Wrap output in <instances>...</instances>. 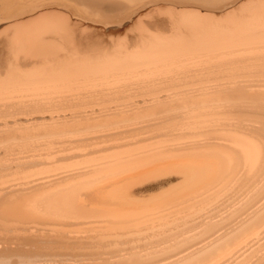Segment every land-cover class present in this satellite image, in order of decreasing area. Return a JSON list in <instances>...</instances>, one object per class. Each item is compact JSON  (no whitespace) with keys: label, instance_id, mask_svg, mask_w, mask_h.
<instances>
[{"label":"bare ground","instance_id":"6f19581e","mask_svg":"<svg viewBox=\"0 0 264 264\" xmlns=\"http://www.w3.org/2000/svg\"><path fill=\"white\" fill-rule=\"evenodd\" d=\"M92 1L21 0L13 3V7L9 9L0 10V16H3L0 21L17 18L16 22L0 32L1 35H7L8 48L7 57L1 58L4 65H7V73L6 78L0 80V119L5 118L4 121L8 123L10 116H16L17 123L31 121L28 125L20 126L28 129L25 131L16 127L7 130L1 128L0 131L5 133L0 134V145L5 144L7 149L16 148L15 145L23 146L27 151H33V148L38 149L37 145L46 143V150V145L50 147L51 144L43 142V138L52 139L60 137L58 135L63 132L77 131H92L95 135H92L95 139L91 140L90 133L73 134L87 136L85 139L82 137L80 145L85 149H80L81 152L73 149L74 151L61 153L51 160V156L49 159L47 156L42 158L40 153H35L34 158L31 156L27 160L21 159L16 167H8L9 170L0 172V180L11 174H25L29 169L38 167H43L40 170L45 169V174L50 173L44 177H37V173V178L33 179L32 176L26 177L27 175L21 178H29L25 184L33 182L36 188L33 187L31 191H24V183L22 186L17 185L15 189L18 190L11 193L9 192L13 188H2L4 183L0 185L3 194L8 191L7 194H11L0 202V210H3L4 205H10L4 212L9 217H17L22 222L31 224V230L34 229L26 235H18V240H9L6 246H2L4 242L0 241V264H206L210 260H213L211 264H264V200L252 213L238 217L239 221L233 226V231L231 228L224 229L220 222L239 211L245 204L242 199L232 203L221 215L191 224L185 223L186 221L177 222V231L167 229V232L159 234L158 231L162 228L158 227L140 234L145 223L158 221L163 217V213L159 215L160 211H167V204L171 201L208 188L213 182L237 170L236 164L243 166L240 169L244 175L240 181H246L245 186L260 171L264 179V113H238L239 117H252L256 125H246V130L242 131L245 135H211V140H208L211 142L207 144L201 142L204 139H198V134L195 141L185 140L190 131L177 133L186 124L185 118L188 119L193 112L201 113L202 110L212 108L210 102L216 99L214 96L204 98L207 96H203L204 89L190 92V87L204 88L216 77L219 79V76L230 78L236 74H254L258 78L264 77V0H242L235 8L219 16L206 12L208 8L203 6L201 8L204 11L197 8L198 3H181L190 6L183 8L157 6L151 8L152 11L149 10L146 16L151 18L155 12H165L167 22L157 20L144 24L141 16L137 17L133 24L138 35L134 37V41H123L114 49H101L102 52L97 56L92 53L79 57L80 49H77L79 44L75 36L78 31L77 23L73 22L76 15L71 7L90 14L94 11ZM130 1L132 6L127 9V13L133 15L139 9L135 0ZM154 3L158 2L152 4ZM152 28L158 29L157 32L170 33L151 34ZM234 79L238 80L237 77ZM251 81L253 84V80ZM216 85L211 89L219 87ZM246 86L244 89L249 88ZM254 86L258 88L259 84ZM262 89L256 92H231L230 89V93L227 91L219 98L232 100L245 108L260 109L264 108ZM219 93L222 92L219 91L218 95ZM64 110H71V113L67 114V111L66 114H60ZM74 116L78 118L75 119ZM36 117L47 121H43L44 124L39 122L42 126L48 123L52 125V129L47 130L43 126L44 130L42 128L38 131ZM72 118L78 120L77 124H70ZM148 133L151 134L141 137ZM74 136L70 138L74 139ZM148 140L159 141L139 146ZM53 141L51 143L54 144ZM71 141L70 139L69 142ZM97 143L101 146L95 147L94 144ZM62 144H65L64 140ZM90 145L93 146L92 149ZM206 147L215 150L210 148L211 151H200ZM193 151L197 152L192 153ZM89 153L103 156H95L92 160L90 157L93 156L90 155L88 159ZM80 158L84 160H78ZM57 160H73L74 163L70 164L74 165L52 171ZM72 176H81V180L84 178L82 176H86L88 180L83 179L80 183L72 180L71 184L56 186L59 179ZM260 189L259 185L254 194H258ZM158 190L163 191L150 199L137 198ZM233 190L235 192L236 189ZM197 198L199 197L196 200ZM127 208L151 212L146 214L145 211L146 215L131 213L132 211L125 213L124 209ZM100 222L108 225L102 228L107 229L103 233H110L112 237L121 231L123 234V229H136L138 232L130 235L131 232L128 231L129 236L123 234L122 237H111L112 243L107 242L108 239L106 242L90 239L85 241V235L90 233L88 231L98 228ZM43 224L64 229H55L54 232H58L56 234L51 229L42 233L43 229L38 226ZM72 228L75 230L68 231ZM191 229L203 232L204 240L201 242L206 243L208 240L200 249L198 244L201 242L196 243L199 249L195 248L197 251L191 250L196 245L191 243L200 238V233L189 235ZM75 232L88 233L84 235ZM151 233L159 236L147 237ZM162 243L166 245L160 248Z\"/></svg>","mask_w":264,"mask_h":264},{"label":"rangeland","instance_id":"374dc122","mask_svg":"<svg viewBox=\"0 0 264 264\" xmlns=\"http://www.w3.org/2000/svg\"><path fill=\"white\" fill-rule=\"evenodd\" d=\"M21 0H6V2L5 1H3V0H0V10L1 9H9L10 7H13V3H16V2H20ZM242 0H217V1H209V0H135L134 2L136 3L135 5L136 6H138V11H136V13H134L133 15H129L128 13H127V9L129 8V7H131L132 5L130 4V3H132V1H130V0H93L92 1V6L94 7V11L92 12V13H90V14H86V13H84L83 11H81V10H78V9H76L75 7H71V6H68V7H71V9H72V11L75 13V17L73 18V22L75 23H77V32H75V36H76V42L79 44V45H77V49H80V53H79V57H86V56H89V54H92V53H94L95 54V56H97V54H99L100 52H102V51H104L105 49H114V48H117V47H119L120 46V44H121V42H123V41H127V42H132V41H134L135 39H134V37H136L137 35H138V30L135 28V23H136V19H137V17L139 18L140 16H141V18L143 19V22H144V24H148V23H151L152 21H157V20H160V21H162V20H165V22H167V20H168V17H167V14H165V12H155V14L154 15H152L153 17H147L146 16V14H147V12H149V10H151V8H154V7H157V6H170V7H174V8H183V7H190L189 5H181V3H185V2H187V3H193V4H195V3H198L199 5H196L197 6V8H200L201 10H203L201 7L203 6V7H205V8H208V10H206V12H210V13H213V14H215L216 16H219V15H222V14H224L226 11H228V10H230V9H233V8H235L240 2H241ZM153 2H158V3H154V4H152ZM2 3V4H1ZM5 3V4H4ZM7 4V5H6ZM196 6H192V8H196ZM82 8V7H81ZM80 8V9H81ZM83 9V8H82ZM152 11V10H151ZM204 11V10H203ZM143 13V14H142ZM158 14V15H157ZM144 15V16H143ZM160 15V16H159ZM3 16H0V18H2ZM76 18V19H75ZM17 21V18L16 19H12V20H10V21H0V32H2V31H4V29H5V27H8L9 25H11L12 23H14V22H16ZM134 23V24H133ZM130 27H132L131 29H130ZM82 30H80V29ZM135 29V31H133L134 29ZM129 30H131V31H129ZM158 31V29H155V28H152L151 29V34H157V33H164V34H169L170 32H157ZM127 33V34H126ZM134 33V34H133ZM133 34V35H132ZM7 35L5 34V35H1L0 34V80H4L5 78H6V73H7V65H4V61L3 60H1V58H6L7 57V54H8V48H7V44H6V40H7ZM122 40V41H121ZM118 43V44H117ZM82 47H83V49H82ZM101 49H102V51H101ZM83 50V51H82ZM85 50V51H84ZM88 50V51H87ZM94 51V52H92V51ZM97 50V51H96ZM96 51V52H95ZM90 52V53H89ZM86 53V54H85ZM2 54H3V56H2ZM94 54H93V56H94ZM76 56V55H75ZM240 74H236V75H232L230 78L229 77H227V76H225V77H223V76H219V79L217 78V81H219L218 83H215V82H217V81H214V80H216V78L213 80V81H211L210 83H207V84H209V85H206L204 88H197L196 89V87L194 88L193 86L192 87H190V89L192 90H190V89H188L190 92H195L196 90H199V89H204L205 91H204V93H203V96H205L206 94H207V96L206 97H204V98H216V99H212L211 100V105H212V108H207V109H205V111L204 110H202V112L200 113V111H196V112H198V113H196V112H193L192 113V115H190L189 117H188V119L187 118H185V123L186 124H183L181 127H180V129H179V131L177 132V133H179V132H181V133H179V134H183V133H185V131L187 130V131H190V134L188 135V136H186V139L185 138H183V137H181V139H185V140H187V139H190L191 141L192 140H194V139H197V137H198V135H199V137H198V139H204V141L202 140L201 142H205L206 144L207 143H210L211 141H209L208 142V140H211V139H209L210 138V136L212 135V136H214L215 134V136H219V137H221V136H229V135H239L240 133L242 134V135H245L242 131H243V129H244V131L246 130V128L249 126L248 124H250V125H256L255 123V121L253 120V118L252 117H248V116H246V118H247V120H246V118L245 117H239L237 114L238 113H240V112H248V113H250L249 115H252L253 113H258V112H261V113H264V108H260V109H253V108H251V109H249V108H245V107H243V105L242 106H238L237 105V103H235V102H233L232 100H227V99H221V98H219L220 97V95L221 96H223L224 94H226V93H230V89H232V91L231 92H235V91H238V90H247L248 92H256V91H258V90H261L262 88L264 89V77H260V78H258L259 76H256V75H252V74H247V75H245V74H242V75H240ZM244 75V76H243ZM5 76V77H4ZM241 77V78H239V77ZM227 77V78H226ZM232 77H234V78H238V80L237 79H234V78H232ZM223 78V79H222ZM225 78V79H224ZM233 79V81H234V83H232L233 81H232V79ZM246 78V79H245ZM202 79H204V78H202ZM222 81H221V80ZM226 79H227V81H226ZM240 79V80H239ZM247 79H248V81H247ZM225 80V81H224ZM251 80H253V84H251L252 83V81ZM231 81V82H230ZM80 82H82V81H80ZM225 82V83H224ZM227 82H229V84L227 83ZM238 82V83H237ZM215 83V84H214ZM221 83V84H220ZM226 83H227V85H226ZM232 83V84H231ZM247 83H249V84H247ZM255 83V84H254ZM217 84V85H216ZM218 84H220V85H218ZM224 86H223V85ZM232 85V88L230 87L231 85ZM234 84V85H233ZM236 84H238V85H240V86H238V85H236ZM241 84H242V86L244 85V86H246V85H248V87L249 88H247V89H244V88H246V87H241ZM258 85L259 84V86H258V88H260V89H258L257 88V86L255 87L254 85ZM263 84V85H262ZM213 85H216V87L217 86H219V87H223V88H219V87H217L215 90L214 89H211L212 87H213ZM252 85V86H251ZM207 86H209V87H207ZM227 88H226V87ZM229 86V87H228ZM253 87V88H251V87ZM215 87V86H214ZM213 87V88H214ZM262 87V88H261ZM19 88H22V87H19ZM207 88H209V89H207ZM224 88H226V89H224ZM239 88V89H238ZM255 88H257V89H255ZM195 89V90H194ZM207 89V90H206ZM210 89L212 90V93H211V91H210ZM217 89H219V91L220 92H222V93H219V95H218V90ZM222 89V90H221ZM224 89V90H223ZM255 89V90H254ZM262 89V90H263ZM194 90V91H193ZM217 90V91H216ZM234 90V91H233ZM207 91V92H206ZM210 91V92H209ZM228 91V92H227ZM206 92V93H205ZM216 92V93H215ZM225 92V93H224ZM211 93V94H210ZM215 93V95H212V94H214ZM212 96H214V97H212ZM201 97H202V95H201ZM203 98V97H202ZM215 100V101H214ZM226 101V102H225ZM227 101H229V102H227ZM208 102V103H209ZM213 102H214V104H213ZM209 103V104H210ZM233 103V104H232ZM217 104V105H216ZM225 104V105H224ZM236 104V105H235ZM228 105V106H227ZM248 105H250V104H248ZM253 105H257V104H253ZM220 106V107H219ZM259 106V105H258ZM262 106H264V105H262ZM242 107V108H241ZM221 108V109H220ZM228 108V109H227ZM262 109V110H261ZM220 110V111H219ZM229 110H230V113H229ZM251 110V111H250ZM65 112H62V113H60V114H66L67 113V111H68V113L67 114H69V113H71V110H64ZM204 111V112H203ZM206 111H208V112H206ZM211 111V112H210ZM220 112V113H219ZM225 112H226V114H225ZM205 113V114H204ZM198 114V115H197ZM209 115H211V116H209ZM218 115V116H217ZM223 115V116H222ZM195 116H197V117H195ZM200 118H199V117ZM11 118H12V120H11V118H9V122L8 123H6V121H4V119L5 118H2V119H0V130H1V128H2V130H7V128L9 129V128H13V127H16L17 129H19V128H21L20 126H22V125H28V124H30L31 123V121L29 122V121H26V120H23V122L22 123H17L18 121H17V117L16 116H10ZM97 117V116H96ZM100 117H104V118H108V117H105V116H100ZM194 117V118H193ZM68 118H70V117H68ZM67 118V119H68ZM73 118H75V119H77L78 118V116H74ZM71 119V121H70V124L73 122V124H77V121H75L74 119ZM98 119H100V120H102L101 118H99V117H97ZM96 118V119H97ZM192 118V119H191ZM205 118H207V119H205ZM243 118V119H242ZM252 118V119H251ZM7 119V118H6ZM16 119V120H15ZM26 119V118H25ZM30 119V118H29ZM35 119H38V120H36V122H38V126H39V128H37V130L39 131L40 129H42L43 128V126H45V129H47V130H50V129H52V125H50V124H46V125H41L42 123L44 124V120H42V118L41 117H36ZM97 119V121H99ZM193 119H194V121H193ZM196 119V120H195ZM199 119V120H198ZM204 119V120H203ZM243 121H242V120ZM208 120V121H207ZM210 120H214V121H210ZM242 121V122H239V121ZM44 121V122H43ZM75 121V122H74ZM96 121V120H95ZM220 121H222V122H220ZM224 121V122H223ZM2 122L4 123V124H2ZM25 122V123H24ZM41 124H40V123ZM47 122V121H46ZM45 122V123H46ZM187 122H188V124H187ZM196 122V123H195ZM198 122V123H197ZM217 122V123H216ZM49 123H51V122H49ZM53 123V122H52ZM194 125H193V124ZM210 123V124H209ZM215 123V124H214ZM242 123V125H240ZM247 123V124H246ZM253 123V124H252ZM40 124V125H39ZM206 124H209V125H206ZM245 124V125H244ZM15 125H17V126H15ZM193 125V126H192ZM206 127H204V126ZM246 125H247V127H246ZM8 126V127H7ZM19 126V127H18ZM40 126H41V128H40ZM49 126V127H48ZM51 126V127H50ZM186 126L188 127V128H186ZM190 126V127H189ZM201 126H203L202 128H201ZM4 127V128H3ZM211 127V128H210ZM24 128H26L25 126L23 127V128H21V130H28L27 128L26 129H24ZM49 128V129H48ZM191 128V129H190ZM226 128V129H225ZM190 129V130H189ZM43 130H44V128H43ZM165 130H167V129H165ZM196 130V131H195ZM197 130H198V132H197ZM209 132H208V131ZM233 130V131H232ZM195 131V132H194ZM200 131H201V133L202 134H200ZM78 132V131H77ZM77 132H63L62 133V135H58V136H60V137H53L52 139L53 140H55V141H53L51 138L50 139H44L43 138V142H47V144H51L52 145V147H51V145H50V147L52 148H50L48 145H46V150L44 149V147H45V144H40V145H37V146H39L38 147V149H37V147H36V149L38 150H35L34 148H33V151H27V149H24L23 148V146H21V147H18V146H16L15 145V147L16 148H12V149H7L6 147H5V144H1V145H3V146H1L0 145V172L2 171V172H4L8 167H10V168H13V166L14 167H16V164H17V162H21L22 160H27L28 158L27 157H33L34 155H36V154H39V155H41L42 156V158H44V157H48V159L50 158V156H51V158L49 159V160H51V159H53L54 158V156H56V157H58L57 155H59V154H63V153H69L68 151H70V152H72V150L74 149L75 150V152H76V150L77 149H79V151H77V152H81L80 151V149H85L84 147H82L81 145H80V143H82V140H83V138L82 137H84V136H82V137H80V136H74L73 134H76ZM85 132V133H84ZM193 132H194V135H193ZM197 132V133H196ZM238 132V133H237ZM5 132L4 131H0V134H4ZM71 133H72V135H71ZM79 133V134H78ZM76 135H80L81 133H83L84 135H89V133L91 134L89 137H90V139L92 140H94L95 139V135H94V133L92 132V131H90L89 133H87L86 131H79ZM87 133V134H86ZM96 133V132H95ZM156 133V132H155ZM214 133V134H213ZM233 133V134H232ZM235 133V134H234ZM65 134H67L66 136H67V139H66V136H64ZM82 134V135H83ZM151 133H148V134H143V135H141V137L143 136V137H147L148 135H150ZM196 134H198V135H196ZM210 134V135H209ZM219 134V135H218ZM240 134V135H241ZM2 135H0V136H2ZM68 135H70L69 136V139H68ZM92 135H94L93 136V138H92ZM63 136V137H62ZM80 137V138H78V140L77 139H73V138H70V137ZM195 137V138H193L192 139V137ZM197 136V137H196ZM200 136H201V138H200ZM211 136V137H212ZM62 137V138H61ZM87 137V136H86ZM86 137H84V139L86 138ZM59 140H58V139ZM61 138V139H60ZM65 138V139H64ZM70 139L73 141H71V142H69L70 141ZM90 139H86V140H90ZM45 140V141H44ZM48 140V141H47ZM52 140L53 142H54V144L53 143H51L50 141ZM62 140V142H63V140H64V143L65 144H62V142H60ZM75 140H77V142L75 141ZM80 140H81V142H80ZM57 141H58V143H57ZM68 141V142H67ZM78 141H79V143H78ZM157 141H159V140H148V141H145L144 143H141L139 146H144V145H147V143H151V142H157ZM195 141V140H194ZM197 141H199V140H197ZM42 142V143H43ZM57 144H56V143ZM60 142V143H59ZM76 142V143H75ZM200 142V141H199ZM213 142V141H212ZM71 144V146L70 145H68V144ZM204 143V144H205ZM59 144H61L62 145V147H64V150H63V148L61 147V145H59ZM74 144L76 145V146H74ZM99 144V145H98ZM17 145H19V144H17ZM42 145V146H41ZM67 145V146H66ZM73 145V146H72ZM138 145H136V146H138ZM20 146V145H19ZM54 146H56V148L54 147ZM57 146H59V147H57ZM69 146V147H68ZM78 146V147H77ZM91 146V149L93 148V146L92 145H90ZM94 146L96 147V146H101L100 145V143H97V144H94ZM4 147V148H3ZM40 147L41 148H43V149H40ZM80 147H82V148H80ZM55 148V149H54ZM68 148H69V150H68ZM71 148V149H70ZM86 148H88V147H86ZM210 148L211 147H206V149L205 150H200V151H208V150H210ZM5 149H7V151L5 150ZM89 149V148H88ZM22 150V151H21ZM25 150V151H24ZM34 150H35V152H34ZM58 152H57V151ZM62 150V151H61ZM73 150V151H74ZM211 150H215V149H213V148H211ZM210 150V151H211ZM9 151V152H8ZM27 151V152H26ZM37 151V152H36ZM47 151V152H46ZM49 151H51L50 153H49ZM56 151V152H55ZM12 152V153H11ZM34 152V153H33ZM54 152V153H53ZM84 152H85V150H84ZM195 152H197V151H195ZM194 151L192 152V153H195ZM7 153H9V154H7ZM32 153V154H31ZM36 153V154H35ZM43 153H45V155L43 154ZM20 154V155H19ZM25 154V155H24ZM53 154H56V155H53ZM92 154V155H91ZM94 154V155H93ZM27 155V156H26ZM93 156V157H90V156ZM103 156L102 154H99L98 156ZM22 156V157H21ZM60 156H62V155H60ZM87 156H88V159H89V157H90V159H92L93 160V158H96V157H98V156H96V154L95 153H89V154H87ZM86 156V157H87ZM96 156V157H95ZM105 156V155H104ZM7 157V158H6ZM15 157V158H14ZM20 157V158H19ZM53 157V158H52ZM84 157V156H83ZM18 158V159H17ZM24 158V159H23ZM34 158V157H33ZM85 158V157H84ZM84 158H80V159H78V160H80V161H82V160H84ZM22 159V160H21ZM32 159V158H31ZM46 160H47V158H46ZM78 160H76V161H78ZM60 161V162H59ZM57 160L56 161V165L54 166L55 168H52L51 170L52 171H59V170H62L63 168H66V167H69V166H71V165H74V164H70V163H74L73 162V160H71V161H67V160H63L64 162H62V160ZM89 161V160H88ZM7 162H9V163H7ZM16 162V163H15ZM59 162V163H58ZM85 162H87V161H85ZM82 163V162H81ZM10 164V165H9ZM26 164V163H25ZM238 165V166H237ZM240 165V166H239ZM79 167H81V166H79ZM239 167V168H238ZM40 168L41 169H43V167H38V168H33V169H29L26 173H28V174H21V173H18L17 175L15 174V175H9V176H6L5 178H2V180H0V185L2 186L3 185V183H4V185L2 186V188L5 186V187H10V188H13V189H11V191L9 192V193H11L12 191L13 192H15V191H17L18 189H15L16 187H18V186H20L22 183H24V182H26V181H28L29 180V178L26 180V179H22L21 180V178H25V176L26 177H29V176H32V179L33 178H37V177H44V176H47V175H49L50 173H47V174H45V172H44V170H40ZM240 168H243V166H241V164H236V169L237 170H235V171H231V173H230V175L228 174L226 177H224L223 179H220V180H217L216 182H213L212 184H210V186L208 187V188H204V189H200V190H196V192H194V193H196L195 195H194V193H192L193 194V196H191L190 197V195H192V194H186V195H184V196H182L181 198H178V200H174V201H171L170 202V204H167V206L168 207H166V209L168 208V210L167 211H165V212H163L164 210H162V211H160V214L159 215H162V213H163V217L160 219V220H158V221H154V222H147V223H145L144 225H143V228H141L142 229V231H140V234H143V233H148L150 230L152 231L154 228H158V227H160V228H162L160 231H158V233L159 234H163V233H165V231L167 232V229H169L170 231H177V227H178V225H177V222L178 223H182V221L184 222V221H186L185 223H188V224H191V223H195L196 221H198V220H203V219H205V218H209V217H213V216H217V215H221L222 214V212L223 211H225L232 203H236L237 201H238V199H239V201L242 199V200H244V202H245V204L241 207V208H239L238 210L239 211H236V212H234V214H232L231 216H229V218H226V221H225V219H224V222L223 221H221L220 222V226H223L224 225V229H227V230H229L230 228V230L231 231H233V229H235V227H233L234 225L236 226V223H238V221H239V218L238 217H240L241 215H248V213L250 214V213H252L255 209H256V207L258 206V205H260V203H262L263 202V200H264V184H263V181H264V179H263V176L261 175V171L260 172H258V173H256L255 174V176H253V178L246 184V186L244 185L245 183H246V181H240V180H242L243 179V175L244 174H242V172H243V170H241ZM37 169V170H36ZM74 169V168H73ZM7 170H9V169H7ZM36 170V171H35ZM66 170V169H65ZM38 171V172H37ZM42 171V172H41ZM37 173H38V175H37ZM40 173H42V174H40ZM53 173V172H52ZM31 174V175H30ZM45 174V175H44ZM258 174V175H257ZM24 177H23V176ZM34 175V176H33ZM35 175H37V177L35 176ZM39 175H41V176H39ZM94 175V174H93ZM256 175H257V178H256ZM82 177H84V178H82V180L84 179V181H86V179H87V177L86 176H82ZM89 177H91V176H89ZM88 177V178H89ZM75 178V179H74ZM80 178V180H77V179H79ZM31 179V178H30ZM226 179V180H225ZM6 180V181H5ZM66 180H68V181H66ZM69 180L71 181V182H69ZM72 180L74 181V183H78V181H79V183H80V181L81 182H83L82 180H81V176H72V178H69V177H66V178H64V179H59V181H58V184H56V186H60L61 184H63L64 186L66 185V183H72ZM77 182H76V181ZM88 180V179H87ZM89 180H90V178H89ZM227 181V182H226ZM230 181V182H229ZM237 181V182H236ZM31 182V181H30ZM30 182H28V183H24L23 185H25V187H27V186H29L28 188H25L24 186V191H31V190H33L34 188H36V186H33V182L31 183L32 184V186H31V184H30ZM241 182V183H240ZM65 183V184H64ZM174 183V182H173ZM219 183V184H218ZM240 183V184H239ZM175 184H176V182H175ZM219 186H218V185ZM226 184V185H225ZM232 184V185H231ZM238 184V185H237ZM251 184H253V185H251ZM256 184V185H255ZM260 185V187H261V189H260V191H259V195L258 194H254L255 193V191H256V189L259 187V185ZM261 184H262V186H261ZM18 185V186H17ZM62 185V186H63ZM217 185V186H216ZM242 185V186H241ZM1 186H0V188H1ZM22 186V185H21ZM223 186H224V188H223ZM232 186H234L233 188H232ZM253 186H254V188H253ZM255 186H256V188H255ZM34 187V188H33ZM218 187H219V189H218ZM222 187V188H221ZM9 188V189H10ZM228 188V189H227ZM236 189L235 190V192H234V190L233 189ZM263 188V189H262ZM165 189H167V188H165ZM217 190H218V192H217ZM227 190H229L228 192H227ZM162 191L163 190H158V191H154V192H152V193H147V194H144L143 195V197L142 196H138L137 198H143V199H145V200H147V199H150L152 196H157V195H159V194H161L162 193ZM0 192H2L1 194H0V196L3 194V191L2 190H0ZM7 192V193H8ZM211 192V193H210ZM253 192V193H252ZM3 194L2 196L3 197H0V202L5 198V197H7V196H9V195H11V194ZM199 193V194H198ZM203 194V195H202ZM203 196V197H200V196ZM190 197V198H187V197ZM208 196V197H207ZM220 196V197H219ZM238 196V197H237ZM251 196V197H250ZM196 197H199V198H197V200H196ZM205 197V198H204ZM253 197V198H252ZM193 200H192V199ZM203 198H204V200H203ZM207 198V199H206ZM262 198V199H261ZM200 199V200H199ZM202 199V200H201ZM249 199V200H248ZM254 199V200H253ZM199 200V201H198ZM186 202V203H185ZM208 202V203H207ZM189 203V204H188ZM212 203V204H211ZM252 203H255V204H252ZM208 204V205H207ZM248 204V205H247ZM209 205H211V206H209ZM223 205V206H222ZM227 205V206H226ZM246 205V206H245ZM4 206H5V208H4ZM3 207H2V209L3 210H0V241H3L4 242V244L2 243L1 245L2 246H6V243L9 241V240H18L19 239V236L18 235H26V234H28L30 231H34V229H32L31 230V224H28V223H26V222H22V220H20V219H18L17 217H9L8 216V214H7V212H4V210H8V206H10V205H4ZM206 206V207H205ZM177 207V208H176ZM208 207V208H207ZM175 208V209H174ZM254 209V210H253ZM130 208H127V210L126 209H124V212L126 213H130L131 211V213H139L140 215H146V214H149L150 212H147V210H140V209H136V210H134V209H131L130 211ZM140 212H139V211ZM196 210V211H195ZM117 211H119V210H117ZM142 211H144V212H142ZM145 211H146V214H145ZM173 211H175V212H173ZM193 211V212H192ZM212 211V212H211ZM4 212V213H3ZM142 212V213H141ZM155 212V211H154ZM247 212V213H246ZM207 213H208V215H207ZM165 214H166V216H165ZM159 215H157V216H159ZM156 216V217H157ZM179 216V217H178ZM185 218H184V217ZM134 217V216H133ZM177 218V219H174V218ZM13 218V219H12ZM231 218V219H230ZM173 219V220H172ZM97 220V219H96ZM187 220H189V222L187 221ZM17 222H19V223H17ZM102 222H100V223H98V228H94V230H89L88 232H90V233H88V232H77L78 234H83L84 233V235L86 234V233H88V234H86L85 236H87V239H85V241L87 240L88 241V239H90V241H104L105 240V242H106V239H108L107 240V242H110V243H112L113 241H112V238L114 237H112V235L110 234V233H106V235L107 236H109V237H107L104 233H103V231L105 230H103L102 228H104V227H106V226H108V225H106V224H101ZM161 223V224H160ZM168 224V225H167ZM15 225V226H14ZM104 225V226H103ZM153 225V226H152ZM159 225H161V226H159ZM30 226V227H29ZM35 226V225H34ZM156 226V227H155ZM23 227V228H22ZM38 227H41V229H43V231H41L42 233H46V229L48 230V229H51L53 232L52 233H54V234H56V233H58V232H54L55 231V229L56 230H58V229H64V228H61V227H58V226H56V225H49V224H43V225H41V226H38ZM47 227H49V228H47ZM101 227V228H100ZM164 227V228H163ZM79 228V227H78ZM166 229V230H165ZM72 231V230H75L74 228H72V229H68V231ZM107 230V229H106ZM105 230V231H106ZM136 229H133V230H128V229H123V234L125 235V234H127V236H129V232H131L130 233V235H135L138 231L136 230ZM104 231V232H105ZM127 231V232H126ZM129 231V232H128ZM190 231V230H189ZM27 232V233H26ZM132 232H133V234H132ZM136 232V233H135ZM37 233H38V231H37ZM76 233V232H75ZM76 233V234H77ZM103 233V235H98V234H102ZM194 233H200V238H198V239H195V240H193L192 241V243L191 244H193V243H199V242H201V241H203L204 239H202V238H204L203 236H204V234H203V232H200V230H196V231H194V230H192L191 229V231L189 232V235L190 234H194ZM92 234V235H91ZM123 234H122V231L121 232H119L118 234H117V236L115 235V237L114 238H117L118 237V235H119V237H122L123 236ZM139 234V233H138ZM152 234L154 235V236H152ZM91 235V236H90ZM203 235V236H202ZM150 236V237H149ZM155 236H159V235H156V233H151V234H149V235H147V237H149V238H154ZM202 236V237H201ZM112 237V238H111ZM124 237H126V236H124ZM157 237H155V238H157ZM92 238H93V240H92ZM109 238H111V241H109ZM82 239V238H81ZM134 240H136V239H134ZM207 241L208 240H206V243H207ZM114 242H116V241H114ZM206 243H205V241L204 242H201V244L199 245L198 244V246H199V249H200V247H204V245H206ZM204 244V245H203ZM166 244L164 243V245H163V243L160 245V248H163L164 246H165ZM2 246H0V247H2ZM87 247V246H86ZM85 247V248H86ZM90 247H92V246H89V248ZM145 248V247H144ZM195 248H197V244L195 245V246H193L192 248H191V250L192 249H195ZM198 248H197V250H199ZM229 249V248H228ZM190 250V251H191ZM196 250V249H195ZM196 250V251H197ZM227 251V249L226 250H224L221 254H224L225 252ZM188 252V251H187ZM213 262V260H210L209 262H207L206 264H211L212 262Z\"/></svg>","mask_w":264,"mask_h":264}]
</instances>
